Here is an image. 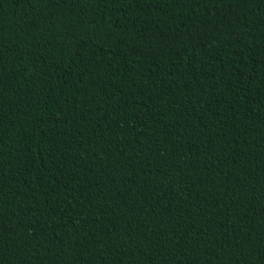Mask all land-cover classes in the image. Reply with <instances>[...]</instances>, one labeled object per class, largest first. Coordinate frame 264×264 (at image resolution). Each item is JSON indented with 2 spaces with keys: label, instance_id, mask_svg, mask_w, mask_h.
Here are the masks:
<instances>
[{
  "label": "trees",
  "instance_id": "obj_1",
  "mask_svg": "<svg viewBox=\"0 0 264 264\" xmlns=\"http://www.w3.org/2000/svg\"><path fill=\"white\" fill-rule=\"evenodd\" d=\"M0 264H264V0H0Z\"/></svg>",
  "mask_w": 264,
  "mask_h": 264
}]
</instances>
